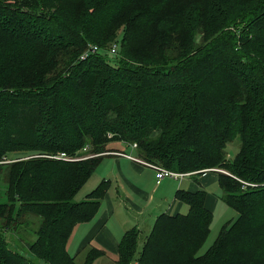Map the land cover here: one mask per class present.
Returning <instances> with one entry per match:
<instances>
[{
    "label": "trees",
    "instance_id": "obj_1",
    "mask_svg": "<svg viewBox=\"0 0 264 264\" xmlns=\"http://www.w3.org/2000/svg\"><path fill=\"white\" fill-rule=\"evenodd\" d=\"M131 145L194 181L216 171L236 216L198 255L206 193L176 189L186 212L156 216L137 253L125 231L114 264H264V0H0V264H76L66 241L108 185L73 197Z\"/></svg>",
    "mask_w": 264,
    "mask_h": 264
},
{
    "label": "crops",
    "instance_id": "obj_2",
    "mask_svg": "<svg viewBox=\"0 0 264 264\" xmlns=\"http://www.w3.org/2000/svg\"><path fill=\"white\" fill-rule=\"evenodd\" d=\"M125 155L129 154L110 152L104 156L110 169L103 176H98L96 181L97 184L105 181L107 190L94 217L88 222L76 224L66 241L65 250L67 253L70 251L71 254H68L74 261L80 256L78 264H83L86 252L91 248L103 253L92 264H114L117 245L125 231L136 229L140 232L139 229L143 227L147 232L149 224L159 214L174 215L185 210V205L174 198L176 189H182L181 184L170 186L164 179L155 183L152 169L124 157ZM207 174L209 173H204L198 179L202 186L209 181ZM216 178L214 175L210 181H216ZM194 184L191 181L182 190L193 192L197 190ZM216 202H211L206 195L204 207L212 214Z\"/></svg>",
    "mask_w": 264,
    "mask_h": 264
},
{
    "label": "rangeland",
    "instance_id": "obj_3",
    "mask_svg": "<svg viewBox=\"0 0 264 264\" xmlns=\"http://www.w3.org/2000/svg\"><path fill=\"white\" fill-rule=\"evenodd\" d=\"M115 43L112 42L110 45L115 44ZM107 48L108 47H106L105 50ZM105 57H106L107 61H109V62H113L114 58H115L114 55L109 54L107 52L105 53ZM119 148H120V145L119 146L117 145V149H119ZM237 148H238V141H232L231 143L226 145L225 153H226V158L228 160H231V158L234 156L235 152L237 151ZM122 149L124 150V152L128 153L130 156H132V157L136 156L134 154V150H133L134 148L131 149L130 147H125ZM106 154H109V153H105V155ZM109 169H110V165H109L107 158L106 157L102 158V160L100 161V163L98 164V166L96 167L94 172L86 180L87 182L84 183L80 187V189L77 191V193L74 195L73 201L79 202L81 200H84V198H85L84 195L87 194V192H89L90 190H92V188L97 184L98 181H96V180H97L98 176H101V175L103 176L107 172V170H109ZM206 173H209V174H207V179H209V181L207 182V184L205 186H202L201 183L199 182L198 179L200 176H198L196 178V181H194L193 178L190 176H184V177L177 179V180H174L171 178H163L164 181L168 182L170 186L173 184H176V183L181 184L182 189H185V185L192 181L193 183L196 184V185L194 184L196 189L202 188L203 191H205L207 197L209 198V200L211 202L217 201L215 203V207L212 211L213 213L211 215V222H210V225L208 228L209 230H208L206 240L204 241L203 245L201 246L200 250L198 251V255L202 254L207 249V247H209L211 245V243L216 238V236L220 230V227L224 223L233 220L236 216V214L233 210H231L230 208L225 206L219 200L220 190L218 189V187L216 185V181L215 180L210 181V179H212V177L214 175H216V174H213L215 172H213V173L212 172H206ZM220 173L225 174L223 171ZM153 177H154V175H153ZM154 182L156 183L155 177H154ZM155 201L156 200L154 199V202ZM184 208H185V210H187L186 206ZM185 210L184 211L182 210L181 213L184 214L186 212ZM149 223H150V221L147 222L146 224H149ZM151 223L149 224L148 230L151 226ZM146 224H142V225H146ZM29 228L32 229L33 226L28 227L27 229H29ZM145 229L143 227H141L139 229L140 232L137 231L138 234H136V240H137L136 251H135L136 253L139 251V248H140L142 241L144 240L145 236L148 234V231L146 232ZM17 235L18 236L15 235V237H13V238L18 239V244H19L18 246L22 245L23 238H25L26 240H32L33 239L32 235L29 234L26 230H20L19 233H17ZM22 250H24V248ZM68 253L71 254L70 251H68ZM79 258H80V256H77L75 258V263L78 264ZM96 264H104V263L103 262H96Z\"/></svg>",
    "mask_w": 264,
    "mask_h": 264
},
{
    "label": "built area",
    "instance_id": "obj_4",
    "mask_svg": "<svg viewBox=\"0 0 264 264\" xmlns=\"http://www.w3.org/2000/svg\"><path fill=\"white\" fill-rule=\"evenodd\" d=\"M95 49H96L95 47H90L86 51L90 53V52H94ZM115 51H116V48H115L114 45H112L108 49V53L109 54H112V55L115 54ZM85 54H86V52H85ZM82 55L80 56V58L82 57ZM134 147H135V145H131V149L134 148ZM82 150L84 151V149H82ZM44 157L47 158V159H49V160H59V161H69V160H72V159L68 158L63 153H57L55 155H46ZM124 157H126V158H128V159H130V160H132L134 162H138V163H140L142 165H145V166L149 167L150 169H152L153 175H154L155 180H156V183H158L163 178H171V179L177 180V179H180V178H182V177H184V176L187 175V174H175V173H172V172H170L168 170H165L164 168H162L160 166L150 165V164L144 163V162H142V161L138 160L137 158L132 157L130 155H125ZM84 158H80V159H84ZM250 186H252V185H250Z\"/></svg>",
    "mask_w": 264,
    "mask_h": 264
}]
</instances>
